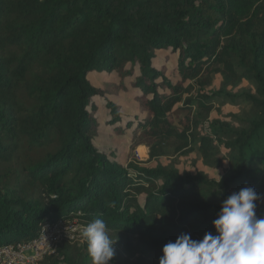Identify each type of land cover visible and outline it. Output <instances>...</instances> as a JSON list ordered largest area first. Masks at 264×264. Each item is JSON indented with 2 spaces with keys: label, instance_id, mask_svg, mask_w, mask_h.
Returning <instances> with one entry per match:
<instances>
[{
  "label": "trees",
  "instance_id": "16d2710c",
  "mask_svg": "<svg viewBox=\"0 0 264 264\" xmlns=\"http://www.w3.org/2000/svg\"><path fill=\"white\" fill-rule=\"evenodd\" d=\"M215 76L254 93L241 129L206 123L197 137L221 95L206 92ZM196 142L206 163L228 161L219 181L136 160ZM263 201L264 0H0V247L77 218L91 243L63 241L42 264H130L138 246L264 264Z\"/></svg>",
  "mask_w": 264,
  "mask_h": 264
},
{
  "label": "rangeland",
  "instance_id": "374dc122",
  "mask_svg": "<svg viewBox=\"0 0 264 264\" xmlns=\"http://www.w3.org/2000/svg\"><path fill=\"white\" fill-rule=\"evenodd\" d=\"M160 56H164L163 53L160 54ZM171 63H174L173 59H170ZM96 77H93V81L96 83L100 82L101 80H95ZM111 82L114 86H118L119 79L113 75L109 76L107 79L104 80V83ZM114 86H111L112 88ZM206 92L209 93H218L220 92V98L215 100L213 103V111L210 113V115L207 117L206 122H202L203 125L199 126L197 129V137L204 136L205 134V128L206 123L211 124L215 123L218 126V123L226 125L230 130H239L244 125L245 122V114L248 111L247 104L244 103L242 95L244 94H253L254 88L253 86L248 83L247 81H243L240 84H238L235 87H227L224 89L222 87V79L220 76H215L213 79L212 85L206 89ZM228 96H235L237 97L236 100H229V98L225 99L224 97ZM116 97V96H115ZM120 101L119 105L123 108V112L126 110L131 111L133 108V105L130 100V96L126 94L119 93V96H117ZM116 97V98H117ZM112 101H115V98L112 97ZM132 114V113H129ZM128 114V115H129ZM201 123V124H202ZM214 140V137L212 138ZM103 141V138L100 139ZM215 141V145L218 146L219 153H222V145ZM123 139H120L119 137L114 138V144L121 145L123 143ZM198 142H196V145L193 146V150L189 152L188 154H175L172 150H167L164 156L161 158H157L154 160L148 159V150L144 147H141L140 149H137L136 152V160L138 164H140L143 167L147 168H165V169H175L179 172H183L190 176H197V175H204L208 177L209 179H212L214 181H219L222 177H224L230 169L228 161H222L215 163L214 161L210 163H206L202 157L197 152ZM121 158H124L122 156ZM215 158V157H214ZM213 160V157H212ZM264 202V201H263ZM259 209L264 210V203H262L259 207ZM75 222V220H74ZM97 232L102 231L101 229L96 230ZM87 234L91 237L93 235V231H87ZM84 234L79 239L78 243L76 242L75 245L82 246L83 244L91 243L89 236L87 234ZM103 233V232H102ZM115 239H106L105 244L115 242ZM101 244V241L98 242ZM137 250V253L134 254L133 257H131L128 261L130 264H204L201 260H192L191 257L183 259L178 262H173L172 260L167 259L165 257L164 259H160L159 256H156L155 254H148V255H141L138 253L140 251L141 247L135 248ZM142 256V257H140ZM103 257L95 253L92 255V257H85L84 264H104L105 260L102 259ZM126 264V263H124ZM208 264V263H206ZM216 264V263H211Z\"/></svg>",
  "mask_w": 264,
  "mask_h": 264
},
{
  "label": "built area",
  "instance_id": "2783aa9c",
  "mask_svg": "<svg viewBox=\"0 0 264 264\" xmlns=\"http://www.w3.org/2000/svg\"><path fill=\"white\" fill-rule=\"evenodd\" d=\"M87 231L77 218L46 223L35 238L0 247V264H42L55 255L61 242L78 243Z\"/></svg>",
  "mask_w": 264,
  "mask_h": 264
},
{
  "label": "bare ground",
  "instance_id": "6f19581e",
  "mask_svg": "<svg viewBox=\"0 0 264 264\" xmlns=\"http://www.w3.org/2000/svg\"><path fill=\"white\" fill-rule=\"evenodd\" d=\"M140 149V148H139Z\"/></svg>",
  "mask_w": 264,
  "mask_h": 264
}]
</instances>
